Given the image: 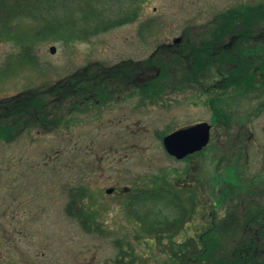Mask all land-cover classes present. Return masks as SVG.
Here are the masks:
<instances>
[{
  "label": "rangeland",
  "instance_id": "rangeland-1",
  "mask_svg": "<svg viewBox=\"0 0 264 264\" xmlns=\"http://www.w3.org/2000/svg\"><path fill=\"white\" fill-rule=\"evenodd\" d=\"M260 4L264 0H36L34 15L0 26V99L53 83L94 61L147 60L158 45L172 44L184 32L198 38L226 9ZM132 14L133 21L96 29ZM180 90L169 93V101H147L141 109L131 98L92 105L68 127L33 129L11 143L0 141V264H113L122 247L136 252V264H154L169 237L182 241L210 215L225 226L235 211L251 206V196L242 194L250 180L264 188V93H226L219 106L230 114V127L215 124L211 149L187 162L171 157L162 138L210 122L213 110L205 93ZM184 178L190 183L185 194H200L205 208L182 228L169 230L166 224L151 231L147 225L158 205L134 203L125 188L180 184ZM77 186L89 190L92 206L85 217L95 224L66 211L69 191ZM112 187L118 191L107 194ZM234 235L225 229L224 244H232ZM163 257L161 262L169 260Z\"/></svg>",
  "mask_w": 264,
  "mask_h": 264
},
{
  "label": "trees",
  "instance_id": "trees-1",
  "mask_svg": "<svg viewBox=\"0 0 264 264\" xmlns=\"http://www.w3.org/2000/svg\"><path fill=\"white\" fill-rule=\"evenodd\" d=\"M35 5L36 0H0L1 28L6 29V25L13 23L20 16L34 15ZM251 7L241 5L218 13L198 37L199 42L194 44L192 61H187L184 55L172 53L160 56L154 54L152 59L145 60L147 98L155 102V98L161 94L189 87L199 89L205 94H208V91L214 93L211 103L216 106H219L223 96L230 90L244 94L255 91V95L262 96L264 5ZM134 18L135 14H132L106 21L102 27L97 26L96 29L108 30L116 24L133 21ZM50 31L54 32L52 29ZM228 37H231L227 42L233 44L232 47L225 41ZM236 40L238 42L234 45ZM224 44H227L226 47ZM182 46L189 45L185 43ZM130 63L124 61L105 65L98 62L78 69L53 83L0 99V141L11 143L21 134L33 129L53 132L63 126L68 127L74 123L76 113L95 105V99H105L111 85L123 87L133 78V73H137L138 69L130 66ZM215 120L224 122L227 127L231 125L230 114L222 108L216 107ZM232 168L236 174H242L239 164L233 163ZM187 185L186 181L180 184L164 183L147 189H129V200L140 204L152 202L154 206L158 205L159 209L166 208L173 212L174 216L170 218L156 207L155 219L147 225L151 231L154 227L160 228L166 224L169 230L176 226L179 229L184 227L185 221L190 220L192 216L194 195L188 196L185 194L187 189L182 188ZM69 192L70 200L66 206L68 215L78 217L89 224L93 223L92 216L85 217L92 206L89 190L77 186ZM247 208L249 214L244 216L240 210L235 211L225 226L213 219L209 233L201 234L198 242L190 236L181 237L182 241L169 237L168 245L164 244L166 250H163L162 256L154 259V264H264V242L258 243L255 240V231L246 228V224L254 222L264 225V196H259V201L254 207ZM225 229H230L236 234L230 239L232 244H224ZM177 232L179 230H176ZM263 232L264 230L258 231L262 241ZM155 242L160 243L159 238ZM228 246H233V249L228 250ZM133 253L136 252L122 247L113 264H136L139 259L133 258ZM163 255L169 260L161 262L165 258Z\"/></svg>",
  "mask_w": 264,
  "mask_h": 264
},
{
  "label": "flooded vegetation",
  "instance_id": "flooded-vegetation-1",
  "mask_svg": "<svg viewBox=\"0 0 264 264\" xmlns=\"http://www.w3.org/2000/svg\"><path fill=\"white\" fill-rule=\"evenodd\" d=\"M177 38H181V40L179 42H175V39L173 40V43H169V44H165V43H162L160 45L157 46V48L155 49V51L149 56L148 59H152V56H160L161 54L162 55H165V54H168V53H172V54H176V55H184L186 57V60L187 61H192V53H193V47H194V44L195 43H198L199 40L198 38H195L193 36V34L190 36V34L188 36H186V32H184V35L181 36V37H177ZM231 40V37H228L225 41L227 44L231 45L230 42H227L228 40ZM229 40V41H230ZM238 42V40H236L234 42V45H236ZM186 43V45H189L188 47H184L182 45H184ZM227 44H224V46L226 47ZM196 45V44H195ZM233 45V44H232ZM231 45V47H232ZM223 47V45H222ZM216 52V51H214ZM124 61H129L131 62L130 63V66H133L135 68L138 69L137 73H133V78L123 86V87H118V86H115V85H111L110 88H109V94L104 98H100L101 100L99 99H95L94 100V104L95 105H101V106H105V103L109 104V103H114V102H117V101H121L123 99H133L135 101H137V108L141 109L143 107H146V102L147 101H151L150 98H147V96L145 95V85H146V70H147V67L145 65L146 62L145 59H142V60H124ZM124 61H121V62H124ZM99 61H94V62H91L89 63L88 65H94L95 63H98ZM119 63V62H118ZM87 65V66H88ZM114 65V64H113ZM85 66V67H87ZM84 67V68H85ZM154 69H156V67H154ZM201 86V85H199ZM202 87V86H201ZM190 88V87H189ZM182 92L180 89H177V90H172L168 93H165V94H161L160 96L156 97L155 98V104H162L164 101H169L171 96H168V94H173V93H176V92ZM202 91H199V89L197 90V94H199V96H204L203 94H201ZM208 96V104L209 106L212 108V116L210 118V122H207V121H200V122H197V123H194V124H191V125H187V126H184V127H180L178 129H175L173 131H169L167 132L163 138H162V141H163V145H164V148L165 150L167 151L166 147H165V144H164V138L166 136H168L169 134L177 131V130H180V129H184V128H188V127H191V126H194V125H197V124H200V123H203V122H207L211 125V128H210V139H209V142L206 146H204L202 149L198 150V151H195V152H192L186 156H184L183 158H180L178 159L176 156H173L171 155L168 151L167 153L177 159V160H182V161H193V158L199 156V154L201 152H204V151H207L211 146H212V143H213V140H212V129L214 128L215 124H222L224 126H226V124L223 122V123H220V122H217L215 120V117H216V107L218 108H222L221 106H216L214 104L211 103V99L212 97L215 95L214 93L211 94L209 93L208 91V94H206ZM224 97V96H223ZM103 100V101H102ZM102 101V103H101ZM222 110L224 112H226L224 110V108H222ZM227 127V126H226ZM211 149V148H210ZM237 164V163H236ZM184 182H186L184 180ZM183 183V182H182ZM187 183L188 185L186 187H182V188H185V189H189L188 186L190 185V183L188 182L187 180ZM250 187L247 188V190L245 191V193H242L243 194V197L244 195H250L251 196V199H250V204L251 206L250 207H254L258 201H259V193L261 191V194L264 196V188L263 189H259V186L261 184L258 183V181H255L254 178H252L250 180ZM131 190H133V188H130ZM118 190H116V188H114V192H116ZM194 195V200H193V205H192V216L190 218V222L193 220L195 214L197 213V211H199L200 207L201 208H205V205H206V202L203 200L202 196L199 194V196L196 195V193H193ZM221 202H219L220 204ZM242 204H245V201L243 200L241 202ZM248 206H242L241 209H238L240 210V213H244V216H246L247 214H249V211H248ZM218 207L214 208L213 207V214H215L216 212V209ZM233 210V207L230 208V212ZM210 215V214H209ZM215 219L212 217V215H210V218H209V222L207 224H205L201 229H198V230H195V232H193V235H191L190 237L195 241V242H198L200 240V238L202 237L201 234H205V233H209L210 231V226H211V221ZM218 220V217L216 218ZM252 219H254V217H252ZM228 219H225V221H227ZM253 222V221H252ZM246 228H249L251 230H254L255 231V240L259 243V241H261V243H263L264 241L261 240L262 237L259 236V233L258 231L259 230H264V225H259V223H250V224H246ZM264 234V232H263Z\"/></svg>",
  "mask_w": 264,
  "mask_h": 264
},
{
  "label": "water",
  "instance_id": "water-1",
  "mask_svg": "<svg viewBox=\"0 0 264 264\" xmlns=\"http://www.w3.org/2000/svg\"><path fill=\"white\" fill-rule=\"evenodd\" d=\"M181 38H176L179 42ZM51 52H55V47H51ZM211 125L203 122L188 128L177 130L164 138V144L167 151L178 159L198 151L206 146L210 139ZM128 190V188H126ZM114 188L106 189L107 194L113 193Z\"/></svg>",
  "mask_w": 264,
  "mask_h": 264
}]
</instances>
